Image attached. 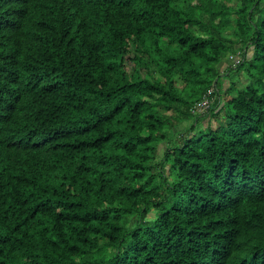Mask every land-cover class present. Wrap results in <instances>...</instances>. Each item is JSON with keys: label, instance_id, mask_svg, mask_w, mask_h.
Returning <instances> with one entry per match:
<instances>
[{"label": "trees", "instance_id": "16d2710c", "mask_svg": "<svg viewBox=\"0 0 264 264\" xmlns=\"http://www.w3.org/2000/svg\"><path fill=\"white\" fill-rule=\"evenodd\" d=\"M0 264H264V0H0Z\"/></svg>", "mask_w": 264, "mask_h": 264}, {"label": "built area", "instance_id": "2783aa9c", "mask_svg": "<svg viewBox=\"0 0 264 264\" xmlns=\"http://www.w3.org/2000/svg\"><path fill=\"white\" fill-rule=\"evenodd\" d=\"M230 58L234 61L237 62L239 60L238 55H231ZM215 90V87L211 86L209 87L205 93L203 94V96L201 97V99H199L198 101L195 102V104L192 107V110L194 112H198V113H202L204 111H206L211 102L214 100V95H212L213 92Z\"/></svg>", "mask_w": 264, "mask_h": 264}, {"label": "rangeland", "instance_id": "374dc122", "mask_svg": "<svg viewBox=\"0 0 264 264\" xmlns=\"http://www.w3.org/2000/svg\"><path fill=\"white\" fill-rule=\"evenodd\" d=\"M223 59H224L223 61L225 62L228 59V56L225 55L223 57ZM241 73H242V71L238 73V69L237 68H230L229 74L227 75V77L230 78V79H232V80H234L237 87H241L242 85H241V82L239 80V78L242 77V74ZM202 122L205 125L206 120H202ZM211 123H213V125H215V122H212V120H211Z\"/></svg>", "mask_w": 264, "mask_h": 264}, {"label": "crops", "instance_id": "0c3cea01", "mask_svg": "<svg viewBox=\"0 0 264 264\" xmlns=\"http://www.w3.org/2000/svg\"><path fill=\"white\" fill-rule=\"evenodd\" d=\"M223 74V73H222ZM223 77V76H222ZM221 83L223 85V88L227 87L229 84V81L227 79V77L221 78Z\"/></svg>", "mask_w": 264, "mask_h": 264}]
</instances>
